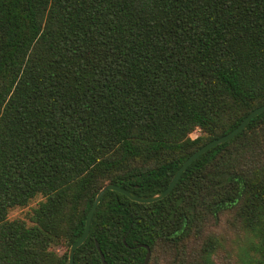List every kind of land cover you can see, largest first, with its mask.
<instances>
[{
  "label": "trees",
  "instance_id": "obj_1",
  "mask_svg": "<svg viewBox=\"0 0 264 264\" xmlns=\"http://www.w3.org/2000/svg\"><path fill=\"white\" fill-rule=\"evenodd\" d=\"M263 103L264 0H0V264H67L102 185L158 193ZM223 215L264 264V111L161 199L104 191L72 264H215Z\"/></svg>",
  "mask_w": 264,
  "mask_h": 264
},
{
  "label": "water",
  "instance_id": "obj_2",
  "mask_svg": "<svg viewBox=\"0 0 264 264\" xmlns=\"http://www.w3.org/2000/svg\"><path fill=\"white\" fill-rule=\"evenodd\" d=\"M262 111H264V103L253 108L252 110H250L239 122L238 124L231 129L230 131L226 132L225 134L218 136L216 138H213L209 141H207L206 143H204L203 145H201L199 148H197L196 150L192 151V153H190L181 163L180 165L177 167V169L174 171V173L172 174V176L170 177L167 185L165 186L164 189H162L161 191H159L156 194L153 195H148V196H140V195H135L133 193H131L130 191L112 184V183H106L104 185H102L97 192L95 193L93 200L90 204V207L86 213L85 219H84V225H83V231L81 233V235L72 243L69 245V247L67 248V264H72V260H73V252L74 250L84 241V239L86 238L87 234H88V229H89V222H90V218L91 215L99 201L100 196L102 195V193L106 190H112L118 193H121L123 195H125L129 200L138 202V203H149V202H153L155 200L161 199L162 197H164L173 187L174 183L176 182L177 178L179 177V175L184 171V169L187 167V165H189L195 158H197L200 154H202L204 151H206L207 149L211 148L214 145H217L219 143H222L230 138H232L234 135H236L239 131H241V129H243V127L246 125L247 122H249L250 119H252L254 116H256L257 114L261 113ZM146 249V253L143 259V262L141 264H146L148 257H149V251L147 249L146 246H144ZM96 249L99 252V257H100V261L101 264H106V262L104 261V258L102 256V254L100 253V250L98 248V246L96 245Z\"/></svg>",
  "mask_w": 264,
  "mask_h": 264
},
{
  "label": "rangeland",
  "instance_id": "obj_3",
  "mask_svg": "<svg viewBox=\"0 0 264 264\" xmlns=\"http://www.w3.org/2000/svg\"><path fill=\"white\" fill-rule=\"evenodd\" d=\"M199 133L198 129L193 130L189 136L195 137ZM40 199L39 196L35 197L30 203L24 207L11 208L7 213L8 219L20 218L28 222V216L31 209L36 205V202ZM224 215L221 216L220 221L215 226L210 227V231H213L218 238H220L221 245L216 249L213 255V261L215 264H236L239 249L247 246L249 242L254 240L249 233L241 229H232L224 221ZM63 247L58 246L54 248V252L59 254L63 251ZM154 264V263H151ZM156 264H165L162 259Z\"/></svg>",
  "mask_w": 264,
  "mask_h": 264
}]
</instances>
